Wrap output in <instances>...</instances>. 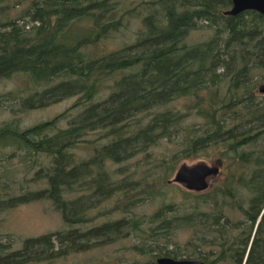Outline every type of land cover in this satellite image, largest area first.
<instances>
[{
    "label": "trees",
    "instance_id": "16d2710c",
    "mask_svg": "<svg viewBox=\"0 0 264 264\" xmlns=\"http://www.w3.org/2000/svg\"><path fill=\"white\" fill-rule=\"evenodd\" d=\"M8 1L23 6L18 18L27 21L18 26L14 19L0 15V79L23 74L31 88L52 84L20 100V111L44 107L64 95H79L72 108L82 110L63 129L55 127L63 115L21 131L9 125L0 127V146L9 144L27 154L41 153L50 162L47 173L36 172V177L46 179L45 188L0 199V204L48 200L68 226L61 232L26 239L17 251L4 252L0 245V264L49 263L106 243L102 237L107 234L138 231L139 222L132 219L106 222L85 231L72 228L88 222L84 210H79L83 206L79 200L99 202L119 194L123 210L134 199L155 192V185L166 181L179 160L194 158L210 146L220 148L224 158L240 166L235 185L247 190L249 197L245 207L237 209L249 226L245 238L217 242L213 259L208 261L205 255L200 259L204 264H264V96L258 101L254 97L252 77L259 71L264 79V17L253 11L224 16L230 0H154L144 4L142 30L129 46L95 56L85 49L117 30L132 12L119 13L116 6L120 0H0V9ZM196 21L212 25L213 33L207 41L188 46L183 40ZM78 23L88 26L77 29ZM218 69L221 74L216 73ZM110 76L115 77L114 91L99 98V86ZM182 96L191 98L188 110L204 120L199 133L183 136V149L152 169H143L137 179L134 172H120L118 181L99 172L106 161L121 163L156 139L177 135L180 119L171 111L157 112L148 120L140 115ZM4 98L14 99L10 95ZM93 131H102L98 139L106 141L92 146L88 157L78 160L73 148ZM234 179L225 178L224 185L194 195L183 211V219H191L187 224L194 226L198 215L202 226L219 232L222 226L218 222L228 220L222 201L234 196ZM72 189L80 194L73 201L64 196ZM199 205L206 207L200 209ZM170 210L167 207L165 211ZM162 212L155 213L152 220L165 224ZM240 243L239 254L236 248L231 253ZM164 256L176 258L174 253ZM193 256L191 252L185 259Z\"/></svg>",
    "mask_w": 264,
    "mask_h": 264
},
{
    "label": "rangeland",
    "instance_id": "374dc122",
    "mask_svg": "<svg viewBox=\"0 0 264 264\" xmlns=\"http://www.w3.org/2000/svg\"><path fill=\"white\" fill-rule=\"evenodd\" d=\"M151 1L154 0H120L116 6L118 12L126 10H132V12L122 19V24L117 30L109 32L96 44L87 47L86 53L93 52L95 56H103L129 46L134 41L136 33L142 30V17L146 9L144 4ZM22 7V5H15L12 1L5 2L1 5L0 15H4V18L14 19L18 26L22 25L23 20L27 21V19L19 20L18 18L22 14ZM33 25L37 24L33 23ZM28 26L29 24L26 28ZM87 26L88 23L76 24L77 29ZM212 29H214L212 25L208 26L203 21H196L194 27L185 36L183 43L188 46L203 43L211 37ZM216 73L221 74L222 72L218 69ZM261 74L259 71L252 73L253 95L257 101L264 96L257 92L258 85L264 82V79H261ZM114 78L110 76L101 82L99 98L104 99L114 91L112 89ZM50 87L52 84L49 83L31 88L30 82L23 74L0 79V127L9 125L21 131L49 121L57 115H63L55 127L65 128L68 121L75 119L82 110V107L72 108L79 95L60 96L44 107L20 111V100L29 97L33 91L39 92ZM7 95L13 96L14 99H5L4 97ZM190 106L191 98L182 96L160 108L151 109L146 115H140L141 118L148 120L157 112L171 111L180 119L176 129L177 135L170 139L158 138L153 144L146 146L143 151H135L133 158L121 163L114 164L106 161L99 172H105L113 181L120 179L121 174L119 173L122 171L130 174L134 172L133 178L137 179L143 169H152L161 161H167L171 155L185 147L181 144L185 134L188 135L191 131L199 133L204 126V120L193 111L188 110ZM101 134L102 131H93L82 136L80 138L82 142L73 148L74 156L78 160L87 158L88 154L92 152V146L106 141L98 139ZM222 156L220 148L210 146L201 149L194 158L178 161L173 173L181 165L204 164L217 168V174L205 180L206 189L199 192L187 190L183 185L171 182L173 177V173H171L166 179L167 183L164 181L155 185L158 186L155 192L134 199L132 205L123 210H121V204L124 201L120 200L119 194L99 202H88V198H85V201L79 200V204H83L79 210H84V217L88 218V222L76 224L72 228L85 231L87 228L97 227L106 222L132 219L139 222V230L132 232L126 229L119 234H107L102 237V239L108 240L105 241L106 243L87 250L69 253L49 263L36 261L26 264H143L159 257H165L164 255L169 253H174L175 260H181L191 252H194V256L190 260L202 261L200 257L204 255L208 261L212 260L217 249L214 247L217 242H224V244L232 241L238 242L239 238H245L249 226V222L237 209L239 206L244 208L249 197L247 190L235 185L236 178L240 173V166L233 165V161L224 158V156L222 158ZM49 164V159L44 154H27L23 149L15 148L9 144L0 146V199L7 200L24 192H34L45 188L46 179L43 176L36 177V172L47 173ZM45 170L46 172H44ZM232 176L235 178L232 181L234 196L222 201L228 220L226 223L223 220L218 222V226H222L221 230L219 232L209 231L201 225L198 215L193 219L194 226H189L187 221L191 219H183L185 216L183 211L191 205L193 196L207 193L214 187L224 185V179H229ZM64 196L73 201L80 194L72 189ZM167 207H170V212L165 211ZM205 207L199 205L200 209ZM159 210H163L162 214L167 219L164 221L165 224H160L158 219L152 220L153 215ZM66 229L68 226L62 222L60 213L48 200L16 205L0 204V245L4 252L20 250L22 242L26 239H35ZM89 241L91 242V240ZM51 243L55 250L57 243L54 239ZM235 248L239 254L243 247L240 243L232 248L231 253ZM215 264L229 263L224 261Z\"/></svg>",
    "mask_w": 264,
    "mask_h": 264
},
{
    "label": "water",
    "instance_id": "95a60500",
    "mask_svg": "<svg viewBox=\"0 0 264 264\" xmlns=\"http://www.w3.org/2000/svg\"><path fill=\"white\" fill-rule=\"evenodd\" d=\"M245 11H253L264 17V0H230L228 9L222 12L224 16L235 17ZM257 92L264 95V82L258 85ZM217 174V168L204 164L191 166L181 165L173 173L171 182L183 185L187 190L202 191L206 189L205 180ZM156 264H203L198 260H175L169 257L155 259Z\"/></svg>",
    "mask_w": 264,
    "mask_h": 264
},
{
    "label": "flooded vegetation",
    "instance_id": "af4514ba",
    "mask_svg": "<svg viewBox=\"0 0 264 264\" xmlns=\"http://www.w3.org/2000/svg\"><path fill=\"white\" fill-rule=\"evenodd\" d=\"M166 183H167V181H166ZM202 262V261H201ZM203 263V262H202ZM204 264V263H203Z\"/></svg>",
    "mask_w": 264,
    "mask_h": 264
}]
</instances>
